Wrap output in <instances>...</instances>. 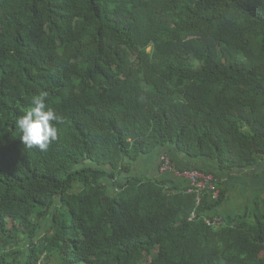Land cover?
<instances>
[{"label": "trees", "instance_id": "trees-1", "mask_svg": "<svg viewBox=\"0 0 264 264\" xmlns=\"http://www.w3.org/2000/svg\"><path fill=\"white\" fill-rule=\"evenodd\" d=\"M41 92L47 151L16 125ZM160 147L215 165L172 159L219 199L121 179ZM263 162L264 0H0V264H264L262 194L213 214Z\"/></svg>", "mask_w": 264, "mask_h": 264}, {"label": "clouds", "instance_id": "clouds-1", "mask_svg": "<svg viewBox=\"0 0 264 264\" xmlns=\"http://www.w3.org/2000/svg\"><path fill=\"white\" fill-rule=\"evenodd\" d=\"M47 97V92L33 96V106L26 109L24 114L16 120V125L22 134V141L29 149L38 148L41 151H47L52 143L60 138V129L57 125L64 122V117L48 106ZM166 154L173 162L170 154ZM173 164L176 166L174 162ZM44 257L46 258V255Z\"/></svg>", "mask_w": 264, "mask_h": 264}, {"label": "crops", "instance_id": "crops-1", "mask_svg": "<svg viewBox=\"0 0 264 264\" xmlns=\"http://www.w3.org/2000/svg\"><path fill=\"white\" fill-rule=\"evenodd\" d=\"M153 152L151 153V154H153V157L151 159H148L144 163V164L147 165V167H146L145 170L143 168V172L145 174L144 176H147V177L162 178V175L157 170L158 169V167H157L158 160H159V157L162 154L169 153V152H170L169 154L171 155L172 159H174L175 163L178 166H180V167H184V168H186V167H192V168L193 167H198L199 169H203V170H216L215 169V165H213L210 162H208V160L192 159V158L188 157L186 154L184 155V154H182L180 152H177L175 150H170L167 147H163L162 150L158 149V150L153 151ZM138 163L139 162H137V164ZM261 166H262V164L258 168L256 167V168L249 169L246 173L245 172H236L234 174V176L224 175V178L226 179V182H228L227 186L229 185V187L231 189L232 181L235 178L240 177V176L241 177H245L246 176L247 178L252 176L253 184L257 185L258 179L261 180V178H262L264 180V173H260L259 172L261 170V168H260ZM138 173H140L142 175V173L140 172V168L139 167L135 168V172H133V169H132V172H130L128 174H125L121 179L125 180L126 177H128V176L144 177V176L139 175ZM165 178L171 179V178H173V176L170 175V174H166ZM173 179H175V178H173ZM175 181L179 185H185V186L187 185V183L183 179L176 178ZM259 183L262 184L261 187H264V181L263 182L260 181ZM114 191H115V189H114ZM240 195H242V194H240ZM233 199H234V194H232L231 190H230L228 198L223 203H221L220 206H218L216 209H214L213 214H218V215H220L222 217H229L231 215H234L233 213L235 212V206L232 204ZM50 264H60V261H59V259L54 258L50 262Z\"/></svg>", "mask_w": 264, "mask_h": 264}, {"label": "built area", "instance_id": "built-area-1", "mask_svg": "<svg viewBox=\"0 0 264 264\" xmlns=\"http://www.w3.org/2000/svg\"><path fill=\"white\" fill-rule=\"evenodd\" d=\"M158 164L161 175H172L175 179H183L187 183L189 193H196L198 195V204L201 202V194L207 191L213 199L218 200L220 197V189L218 188V180L213 174L203 173L199 170H185L181 171L173 164L168 155H163L159 158ZM196 218L193 213L191 219ZM204 221L208 226L220 227L224 225V221L220 217L214 219L205 218Z\"/></svg>", "mask_w": 264, "mask_h": 264}, {"label": "rangeland", "instance_id": "rangeland-1", "mask_svg": "<svg viewBox=\"0 0 264 264\" xmlns=\"http://www.w3.org/2000/svg\"><path fill=\"white\" fill-rule=\"evenodd\" d=\"M162 148L163 147H160L158 149L162 150ZM158 149H156V150H158ZM156 150H154V151H156ZM180 153H182V152H180ZM182 154H184V153H182ZM163 155H167V154L164 153L161 156H163ZM152 157H153V154H151V153L143 155L139 159V161H138L139 163L138 164L136 163L135 166L133 167V172H135V168L139 167L140 168V172L142 173V175L140 173H138V174L141 175V176H144L145 174L143 172V168L145 170L146 167H147V165L144 164V163L148 159H151ZM260 168H261V170L259 172L260 173H264V162L262 163V166ZM144 177H147V176H144ZM260 181L263 182L264 180L262 178H261V180L258 179L257 185H254L253 184V180H252V176H250L248 178L246 176L245 177H241L240 176V177L235 178L232 181V183H231V193L234 194V199H233L232 204L235 206V212L233 214H237V213L243 211L246 206L251 205L253 200H254V198H255V196H257L258 194H262L264 196V187H261L262 184L259 183ZM240 194H242V195H240ZM46 226H47L46 222H43L41 224V228L42 229H45ZM22 249H23V245H22ZM24 252H25V250H24Z\"/></svg>", "mask_w": 264, "mask_h": 264}]
</instances>
